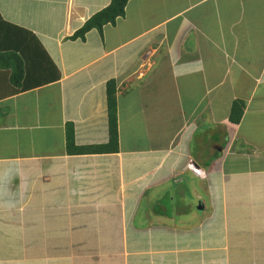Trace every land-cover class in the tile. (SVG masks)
Listing matches in <instances>:
<instances>
[{"label": "crops", "instance_id": "0c3cea01", "mask_svg": "<svg viewBox=\"0 0 264 264\" xmlns=\"http://www.w3.org/2000/svg\"><path fill=\"white\" fill-rule=\"evenodd\" d=\"M109 3L0 0V49L33 48L0 75V264H264V0H130L70 39ZM108 81L118 150L70 153L68 126L107 144Z\"/></svg>", "mask_w": 264, "mask_h": 264}, {"label": "trees", "instance_id": "16d2710c", "mask_svg": "<svg viewBox=\"0 0 264 264\" xmlns=\"http://www.w3.org/2000/svg\"><path fill=\"white\" fill-rule=\"evenodd\" d=\"M130 0H110L108 6L95 13L85 24L74 33L70 39H83L84 35L91 30L100 32L105 25L114 24L116 19L124 15L125 5ZM20 29L8 25L0 18V44L20 37ZM16 39V40H18ZM11 46V45H9ZM33 52L29 39L25 38L21 45L16 48L0 49V75L8 79L5 83L7 90L3 95L13 96L18 93L19 86L26 68H30L31 62L28 53ZM116 86L114 81H108L105 86L106 113L108 124V142L105 146H91L77 148L74 144L73 130L68 126L66 130V148L70 153H114L118 150L117 138V111H116ZM244 103L234 101L230 108L229 121L238 124L242 118Z\"/></svg>", "mask_w": 264, "mask_h": 264}, {"label": "bare ground", "instance_id": "6f19581e", "mask_svg": "<svg viewBox=\"0 0 264 264\" xmlns=\"http://www.w3.org/2000/svg\"><path fill=\"white\" fill-rule=\"evenodd\" d=\"M204 126V125H203Z\"/></svg>", "mask_w": 264, "mask_h": 264}]
</instances>
